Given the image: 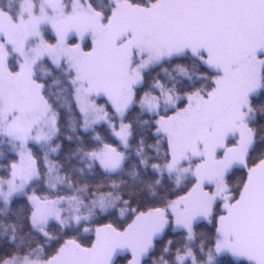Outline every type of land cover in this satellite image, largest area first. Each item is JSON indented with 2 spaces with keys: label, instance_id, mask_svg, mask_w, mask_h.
Listing matches in <instances>:
<instances>
[{
  "label": "snow or ice",
  "instance_id": "obj_1",
  "mask_svg": "<svg viewBox=\"0 0 264 264\" xmlns=\"http://www.w3.org/2000/svg\"><path fill=\"white\" fill-rule=\"evenodd\" d=\"M0 264H264V0H0Z\"/></svg>",
  "mask_w": 264,
  "mask_h": 264
}]
</instances>
